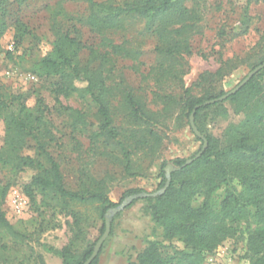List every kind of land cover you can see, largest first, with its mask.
<instances>
[{"label":"rangeland","instance_id":"rangeland-1","mask_svg":"<svg viewBox=\"0 0 264 264\" xmlns=\"http://www.w3.org/2000/svg\"><path fill=\"white\" fill-rule=\"evenodd\" d=\"M8 1L7 29L0 38V93L19 95L21 102L30 109L44 108L49 129L55 137L49 151L59 163L68 189L96 188V182H100L107 198L114 203L128 189H141L148 194L159 192L162 189L158 188L161 165L165 163V167L178 168L173 165V160H189L199 150L201 142L196 140L188 120L180 115L179 107L171 104L169 99L201 97L209 85L201 78L204 74L214 73L223 61L244 60V64L212 83L213 93L232 90L250 72L248 65L256 59L250 58L251 51L264 32V0L252 3L246 11V0H187L185 5L195 10L198 20L181 35H176L174 29L177 27L168 28L162 40L145 32L143 24L132 19L125 21L123 29L103 35L76 24L80 32L78 40L83 45L79 57L82 63L87 60L90 48L103 54L110 49L106 47L108 43L137 52L130 57L111 55L109 61L101 63L106 71V83L113 88L109 100L113 124L120 128V139L128 147L133 143L129 139L130 131L135 129L136 137L140 138L145 135V126L124 117L125 90H131L152 112L163 114L164 107L171 105V115H163L166 117L163 125L155 129L162 137L161 146L155 154L146 150L131 154L132 175H129L124 170L125 161L120 149L113 143L104 142L97 134L95 105L77 94H56L53 86L56 78L37 74L40 59L52 49L55 20L62 23V30L70 29L75 37L71 30L74 22L63 18L60 8L72 18L84 16L86 6L62 0H27L22 7H17L14 0ZM242 12L250 16L249 29L245 35L232 37V29L238 25ZM18 19L26 26L27 34L16 43L14 23ZM220 29L225 30L228 37L220 38ZM165 39L179 45L175 56L166 58L155 53V47L164 45ZM97 60L92 68L99 65ZM259 82L264 86V76ZM77 86L84 84L77 83ZM65 107L83 115L77 120L79 122L64 110ZM223 107L225 110L217 107L205 110L200 117L201 135L204 138L210 136L221 145L228 141L229 127L244 119V115L236 113L230 104L225 103ZM158 117L161 118L160 114ZM4 135V123L0 119V147ZM19 154L37 158L34 143L27 141ZM13 170L12 164L4 166L0 163V211L11 226V229L0 226V264H63L59 256L63 247L70 246L77 257L94 248L102 236L100 229L106 215L102 219L98 203L74 202L65 206L36 190L30 200L24 194L23 186L34 172L32 169ZM13 188L22 191L27 200L21 213H16L10 206ZM201 202L202 198L197 197L193 205L199 206ZM146 204L137 200L111 217L109 235L95 264H127L135 260L149 241L161 240V230L144 213ZM174 244L183 247L180 243ZM243 245L242 238L228 239L207 255L203 264H249L243 258Z\"/></svg>","mask_w":264,"mask_h":264},{"label":"trees","instance_id":"trees-1","mask_svg":"<svg viewBox=\"0 0 264 264\" xmlns=\"http://www.w3.org/2000/svg\"><path fill=\"white\" fill-rule=\"evenodd\" d=\"M26 1L14 0V3L17 7H22ZM62 1L84 4L86 14L69 18L60 8L62 17L74 22L71 30L75 37L71 35L70 29L62 30V23L55 20L52 49L40 59L37 74L40 77L56 78L53 84L56 94H77L79 98L89 99L95 105L98 136L102 137L104 142L113 143L120 149L125 161L124 170L132 175L131 154L139 150L155 154L161 146L162 137L155 129L163 125L166 118L163 115L167 117L171 115V105L164 107L163 114L152 112L146 109L142 100L131 90H125L124 117L129 122H139L145 126V135L140 138L136 137L135 129L130 131L129 139L133 140V143L128 147L126 142L120 139V128L113 124L109 101L113 88L106 83L104 76L106 71L101 63L109 61L111 55L130 57L137 52L132 48L126 49L123 45L108 43L106 47L110 49L103 54L97 49L90 48L87 60L82 63L79 57L83 45L78 40L80 32L76 24L103 35L123 29L125 21L132 19L141 22L145 32L162 40L163 34L170 27H177L174 29L176 35H181L183 30L192 28L198 20L197 14L195 10L185 5L187 0ZM257 2L258 0H246L245 11L252 3ZM8 7V0H0V38L7 29ZM250 20V16L242 12L238 25L232 29V37L245 35ZM14 24V39L19 43L27 34V28L19 19ZM228 35L223 29L218 32L220 38ZM164 41V45L158 44L155 47V53L166 58L175 56L179 51V45L173 41L166 42L167 39ZM250 58L255 59L248 65L250 71L263 64L264 32L252 49ZM96 60L99 61V65L92 68ZM244 63L245 61L241 59L238 62L223 61L214 73H206L201 77L209 84L201 97L183 96L178 100L171 97L169 102L179 107L180 115L186 118L189 124V117L195 106L225 94L222 91L213 93L212 83ZM263 76L264 68L226 100L197 108L194 122L201 133L202 112L216 107L225 110L223 107L225 103L233 106L236 113H242L244 119L238 125L229 127L228 141L224 145L210 136H205L207 147L199 158L190 164H186L187 159L173 160V165L179 169L171 173L170 184L163 194L138 198L129 204L131 206L137 200L147 203L144 213L151 218L155 227L161 230V240L149 241L138 252L135 260L127 264H203L206 256L214 252L221 243L237 237L242 238L244 242L243 258L249 264H264V86L259 82V78ZM77 83L84 86L79 87ZM64 110L75 116L76 121L83 116L70 107H65ZM0 119L5 128L4 141L0 147V163L4 166L12 164L15 172L32 169L34 174L23 186V192L30 200L36 190L63 202L65 206L74 202L98 203L103 219L109 209L121 205L126 197L145 193L141 189H128L124 191L119 201L114 203L107 198L100 182H96V188L68 189L60 165L49 151L55 137L49 129L50 123L44 108L39 106L30 109L23 101L21 102L19 95L5 96L0 93ZM195 138L201 145L189 159H193L203 145L201 139L196 136ZM27 141L34 143L37 158L23 157L19 154ZM164 168L165 163L160 167L159 189L166 183ZM197 197H201L202 202L199 206H194L193 202ZM0 226L11 229L1 211ZM104 229L103 220L101 234ZM175 242L182 244L183 247L179 248ZM92 251L93 248L77 257L70 246H65L59 252V256L63 264H83ZM96 260L97 256L90 264H95Z\"/></svg>","mask_w":264,"mask_h":264},{"label":"water","instance_id":"water-1","mask_svg":"<svg viewBox=\"0 0 264 264\" xmlns=\"http://www.w3.org/2000/svg\"><path fill=\"white\" fill-rule=\"evenodd\" d=\"M264 68V62L263 64L257 66L256 68H254L252 71H250L248 73V75L238 84L236 85L232 90L228 91L227 93H225L224 95L218 97V98H215V99H212V100H209V101H205L204 103H202L201 105H197V107L195 106L193 111L191 112L190 114V117H189V125H190V128L192 130V132L194 133V135L196 137H198L199 139L202 140L203 142V145H202V148L201 150L199 151V153H197V155L193 158V159H189L186 161V164H190L193 160L199 158L201 156V154L203 153V151L205 150V148L207 147V141L206 139L201 135V133L198 131V128L196 127L195 125V122H194V113L195 111L197 110V108L201 107V106H208V105H212V104H215L217 102H222L224 100H226L229 96L235 94L241 87H243L257 72H259L261 69ZM179 168H175L173 167L172 165H167L165 168H164V171H165V177H166V183L164 185V187L157 193H152V194H148V193H142V194H138V195H131V196H128L126 197L123 202L121 203V205H119L118 207L116 208H112V209H109L107 212H106V215H105V219H104V226H105V229H104V232L102 234V236L99 238V240L97 241V243L95 244L94 248H93V251H92V254L90 255V257L83 263V264H90L92 262V260L98 255V252L104 242V240L107 238V236L109 235V232H110V224H111V217L120 212L121 210H123L126 206H128L132 201H134L135 199H138V198H143V197H147V196H152V197H155L157 195H160V194H163L165 192V190L167 189V187L169 186L170 184V181H171V173L175 170H178Z\"/></svg>","mask_w":264,"mask_h":264},{"label":"built area","instance_id":"built-area-1","mask_svg":"<svg viewBox=\"0 0 264 264\" xmlns=\"http://www.w3.org/2000/svg\"><path fill=\"white\" fill-rule=\"evenodd\" d=\"M10 206L16 213H21L27 204V200L18 188H13L10 192Z\"/></svg>","mask_w":264,"mask_h":264}]
</instances>
